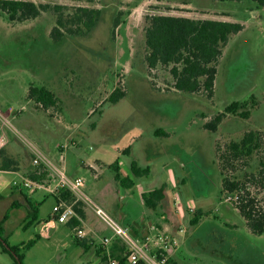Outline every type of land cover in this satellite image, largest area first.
Segmentation results:
<instances>
[{
    "label": "rangeland",
    "instance_id": "obj_1",
    "mask_svg": "<svg viewBox=\"0 0 264 264\" xmlns=\"http://www.w3.org/2000/svg\"><path fill=\"white\" fill-rule=\"evenodd\" d=\"M22 1L63 7L65 12L76 7L95 8L101 15L87 35L65 36L54 42L50 38L55 25L52 10L22 23L11 22L0 11V130L3 127L9 139L0 151L17 163L13 171L17 173H0V220L17 200V186L12 182L27 178L36 168L28 147L31 143L53 164L64 167L69 176L77 170L84 180V191L116 221L113 205L122 201L130 204L128 221L122 222L129 229L142 211L150 215L140 194L166 185L167 198L154 211L160 226L184 229L188 224L177 211L182 209L183 216L191 218L202 200L203 215L210 211L215 220L196 234L201 263L219 264L221 246L224 251H233L239 264H264V234L251 233L233 201L226 200L219 166V156L227 146L248 131L260 132L264 144V7L254 0ZM154 15L214 19L243 26L223 49L211 100L173 91L171 77L162 67L148 72L145 17ZM31 86L48 88L58 104L44 110L28 100ZM117 87L126 96L111 104L107 98ZM235 101L247 103L241 110L249 113L247 118L229 115L216 132L203 129ZM6 121L10 124L7 127L3 126ZM157 129L169 136L155 137ZM126 149L128 155L123 154ZM260 156L234 162L235 170L229 174L242 177L253 173ZM117 160L121 177L131 176L129 160L142 168L149 166L150 173L134 178L127 191L115 181L110 168ZM47 171L41 182L46 186L55 181L52 171ZM252 191L256 209L264 214V189ZM30 194L39 204L37 223L23 229L26 210L16 208L8 213L0 232L10 247H20L40 236L25 252L24 264H83L87 259L90 264H99L98 258L82 254L67 226L60 225L57 230L50 225L43 227L55 204L52 194L45 189ZM188 206L194 212L187 213ZM92 217L87 223L97 232V240L111 236L110 230ZM227 225L235 226L227 229ZM81 228L86 230L84 225ZM82 259L86 262L81 263ZM12 263L0 245V264Z\"/></svg>",
    "mask_w": 264,
    "mask_h": 264
},
{
    "label": "trees",
    "instance_id": "obj_2",
    "mask_svg": "<svg viewBox=\"0 0 264 264\" xmlns=\"http://www.w3.org/2000/svg\"><path fill=\"white\" fill-rule=\"evenodd\" d=\"M216 1H238V0H216ZM264 7V0H254ZM52 10L55 14V25L50 32V38L59 42L65 36H85L97 25L101 11L89 7H76L70 12H65L63 7H51L49 5H37L30 1L22 0H0V11L4 12L11 22L22 23L36 19L42 12ZM144 41L146 48L145 62L148 72L162 67L166 69L171 77L173 91L189 95H201L207 100L214 96V86L223 49L233 35L242 31L243 26L239 23L214 20L193 19L182 16L154 15L145 17ZM117 27V24L116 26ZM126 92L115 88L107 98L111 104L118 103L125 98ZM27 99L48 110L58 104L57 97L46 87L31 86L28 90ZM247 103L232 102L220 113L216 114L210 121L203 125L208 132H216L223 119L229 115H236L243 119L249 113L241 111L246 108ZM155 137L169 136L162 129L154 132ZM128 155V149L123 154ZM261 155L253 173L242 177L230 175L235 170L233 164L239 160H246L253 155ZM0 171H16L17 163L0 151ZM220 175L222 176L221 189L223 195L235 199L233 205L244 220L247 228L255 235L264 234V214L256 209V197L253 196L255 189H264V144L260 132L248 131L239 141L231 142L224 154L219 156ZM114 171V179L120 186L128 188L133 185L129 177H121L119 174L118 160L110 165ZM131 178H141L150 173V167H140L135 160L128 161ZM48 171L44 166L36 167L29 173L28 179L34 182H42ZM15 192L22 198V202L15 200L11 202L8 211L0 220V232L3 223L8 219V213L16 208L24 207L26 210L23 219V229H27L38 221L39 204L30 194L29 189L22 185L15 187ZM166 186L162 185L142 194L145 207L156 209L164 201ZM60 197L67 202H72L73 196L67 191H61ZM53 196V195H51ZM57 201V198L53 196ZM1 200V197H0ZM25 205V206H24ZM77 214L82 218L83 211L75 207ZM203 213L196 211L191 217L190 226H196ZM70 228L79 225L76 219L68 222ZM76 238V237H75ZM39 236L29 240L20 247H10L0 236L1 252L10 256L12 264H24L25 252L28 251L38 240ZM77 239L78 246L84 247V242ZM128 251L126 246L115 243L112 246L110 258L119 264L128 262ZM103 257V260H107ZM168 264H171L169 261Z\"/></svg>",
    "mask_w": 264,
    "mask_h": 264
},
{
    "label": "built area",
    "instance_id": "obj_3",
    "mask_svg": "<svg viewBox=\"0 0 264 264\" xmlns=\"http://www.w3.org/2000/svg\"><path fill=\"white\" fill-rule=\"evenodd\" d=\"M8 124V125H7ZM10 124L6 121L3 126ZM2 127L0 130V150L9 142L8 136ZM29 150L33 156V165L35 167L44 166L50 169L55 176L53 184L46 186L41 182H34L28 178H22L21 181H13L14 186L22 185L24 188L34 192L36 189H45L57 198L52 213L43 227L52 226L55 229L58 226L67 224L70 220L76 219L81 223V218L77 214L75 207H81V204L92 209L94 215L110 230L111 236L100 239L101 246L106 249L108 255L107 264H119L117 260L110 258L109 247L113 239H118L124 243L128 251L129 264H167L168 250L177 245V239L173 237L168 230L156 231L152 235H148L143 239L132 237L130 232L115 221L101 206L96 204L90 196L84 191V180L80 176H69L66 169L53 164L34 144L28 143ZM61 159H63L61 157ZM61 191H67L73 196L72 202L65 201L60 197ZM227 201H234L231 197L226 198ZM189 212H194L191 207ZM74 235L78 239L87 237V232L81 228V225L74 227ZM180 234H184V229H179Z\"/></svg>",
    "mask_w": 264,
    "mask_h": 264
},
{
    "label": "crops",
    "instance_id": "obj_4",
    "mask_svg": "<svg viewBox=\"0 0 264 264\" xmlns=\"http://www.w3.org/2000/svg\"><path fill=\"white\" fill-rule=\"evenodd\" d=\"M33 170H34V168H33ZM76 172H77V170L75 172H72V174L70 176H79L78 174H76ZM0 173H17V172L0 171ZM125 177H129L133 181V178H131V176L126 175ZM123 188H125V187H123ZM125 189H127V191H128V190H131V187H128V188H125ZM150 190H153V189H150ZM150 190H148V191H150ZM166 190H167V186H166ZM142 194L143 193L140 194L141 200H142ZM33 195L34 194H32L31 197ZM165 195H166V197H165L164 201L167 198V192L166 191H165ZM14 196H15V198L18 201L22 202V198L17 194V192H14ZM175 196H174V198H175ZM124 198L125 197H123L122 195L120 196L121 200H125ZM32 199L37 203V201L33 197H32ZM54 201L56 202L55 199H54ZM142 202H143V200H142ZM203 203H204V200H202L200 202V205L197 206V207H199L197 211H201L202 212V210L200 208L203 206ZM161 204L159 205V207H157L154 210L148 208L150 210L149 211L150 215L145 213V211H142V215H140L137 218L134 226L131 229H129L127 226H125L126 224L122 223L123 221H128L127 212L130 210V208H129L130 204H125V203H123V201L121 203H115V205H113V207H114L113 210L116 213V215L118 216L117 222L121 226L126 228L130 232L132 237H134L136 239H140L141 240V239H143L144 237H146L148 235H152L156 231H159L160 228L168 230L169 233L173 237H175L177 239V241H178L177 245L173 246L167 252V254L169 256L168 262L170 261L171 264H182V263H185V264H203V263H201L199 261V258H198V254H199L198 247H199V244H200V240L197 238L196 234L198 233V231L201 229L202 226H205L206 224H209V223L210 224L214 223L215 220L211 219V212L209 211L207 215L206 214H205V216L203 215L201 217L199 223L196 226H190L189 221H190L191 218H189L187 216L184 217L182 209H181V212L177 211V215H181L182 216L181 217L182 221L187 222V224L190 226V228H188V225L183 227L184 230H185V233L183 235V234H180L179 230H177V228H174L173 226H170V225H162V226H160V223H158V221L160 219L157 217V214H155L154 211H156L158 208H160ZM22 208H24V207H22ZM80 208L82 209L84 216L82 218L80 217L81 218V223L79 222V225H81V226L84 225V227L86 228L85 231L87 232V237H86L87 240H86V238L82 239V241L84 242L85 246L84 247L79 246V247L82 248V254L84 256L89 255L92 259L93 258H95V259L98 258L99 259V264H107V261L103 260L104 256L108 258V255L106 254V249H104L101 246L100 240L99 241L97 240V238H98V235L96 234L97 232L94 231L93 228L88 226L89 224L87 223L88 218H93L92 216L95 217V215H94L92 209L90 207H88V206H85V205L81 204ZM186 212L188 213V210ZM137 221H139V222L137 223ZM63 225L67 226L71 230V232L73 234V243L76 246H78L77 239L75 238V235L73 233V229L74 228H70L68 223L67 224H63ZM233 226H235V225H227V226H225V228L231 229V227H233ZM245 226H246V224H245ZM59 227L60 226H58V228ZM228 227H230V228H228ZM246 228H247V226H246ZM55 230H57V229H55ZM36 236L37 235H35L32 239H34ZM104 237H107V236H103V238ZM115 243H118L120 245L121 244L124 245V243L122 241H120L118 239H113L112 242H111V245L109 247V255L111 253L112 246ZM218 249H219V254L218 255H220L221 259H222V261L219 264H239L235 260V258L233 257L234 256L233 255V251H224L223 248H221V246H220V248L218 247ZM184 257H187V259H188L187 262H185L186 260L184 261V259H185ZM82 261L86 262L85 259H82L81 263H82ZM168 262H167V264H168ZM127 263H125V264H127ZM83 264H90V260L87 259V262L83 263ZM205 264H210V263H205ZM216 264H218V263H216ZM242 264H248V263L246 261H244Z\"/></svg>",
    "mask_w": 264,
    "mask_h": 264
}]
</instances>
